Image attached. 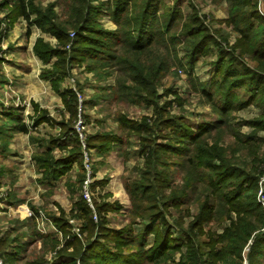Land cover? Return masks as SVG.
I'll return each mask as SVG.
<instances>
[{
    "label": "trees",
    "instance_id": "1",
    "mask_svg": "<svg viewBox=\"0 0 264 264\" xmlns=\"http://www.w3.org/2000/svg\"><path fill=\"white\" fill-rule=\"evenodd\" d=\"M64 1L69 6V14L65 21H60L58 17V22L54 21L53 3L35 5L31 0H15L11 6L10 16L11 21L18 16L30 21L61 44L70 42L72 60L64 58L62 49L54 47L42 37H37L32 45V52L43 64L39 77L47 80L52 89L61 95L68 118L57 121L60 127L57 137L48 136V139H42L37 135L36 137L30 136V140L36 141L37 147L44 146L43 149H37L31 156L36 170L41 173L40 181L45 180L48 183L56 181L71 170L73 164L77 166L74 179L67 185L70 196H75L76 199L71 203L67 213L59 205V213L47 211L43 214L52 228L50 231L35 229L36 221L42 217L39 215V207L32 205L31 215L20 222L22 226L30 229L28 234L30 239L22 241L18 238L20 233L14 235L17 239L8 236L1 237L0 245L4 244L5 247L11 240L17 242L13 251H6L4 247L1 249V252L5 254L3 260L11 262L13 259H18L17 255L20 254V250L24 251L26 245L35 239L40 244L39 252L41 251L42 254L50 252L54 256L50 261L41 258L26 264H120V262L124 264L132 259H128L121 248L129 246L128 244H145L151 236L152 244L138 264L146 262L165 264L172 261L175 252L180 253L178 264H215L216 261L222 264H242L241 251L247 247L249 241L252 243L248 244L246 264H264V208L257 200V192L260 188L258 182L264 175V160L261 162L257 155L253 160L241 158L235 162L224 153V149L218 142L211 140L212 130L216 128L217 122L197 127L182 114L167 113L166 103H161L163 106L159 105V94L154 84L161 72L160 58L155 59L156 66L146 69L134 65L123 56L120 57V63L124 65H114L116 62L112 59L117 58L118 55L111 53V45L114 42L120 43L117 30L106 31L101 26L98 17L110 14L109 17L115 18L116 25L119 26L118 31L121 30L123 33L121 37L131 47L130 49L146 51L149 48L147 42L154 37L153 32L147 33L146 24L149 17L158 10L159 2H154V4L151 0H145L144 7H139L141 11L136 16L140 26L135 31L132 29L131 33L126 34L122 28L131 27V25L127 23L128 20L126 23L121 20L129 6L128 0ZM225 1L228 4L230 17L237 18L241 13L250 15L256 13L259 17L256 10L257 0ZM0 4L6 5L7 1L4 0ZM78 5L80 7L77 9ZM134 7L138 6L134 4ZM252 26L253 23L249 22L248 29L241 37L246 45L245 50H249L250 59L254 61V67H250L242 56L235 54L234 48L224 52L222 47H219L217 64L222 65L213 70L218 78L205 82L201 86V92L206 97L207 103H212V108H214V102L216 103L213 97L215 88L224 90L219 93V96L231 103L235 97L230 84L235 82L236 86H247L244 77H240L243 79H232V70L233 72L239 68L248 70L247 78L252 79L256 84L250 90L251 103L260 104L261 107L260 113L249 120L250 126L256 132L264 130V35L261 27L253 28ZM71 30L74 31V36L68 37V32ZM203 31L205 29L198 24L195 18L189 26L185 27L184 32L191 40H194L188 55L200 50L207 40H211L201 34ZM26 33L29 35V26L26 28ZM115 50L117 49H113V52ZM82 59L96 62L90 67L91 69H95L96 64L105 62V60H112L109 61L111 65L107 67L115 66L116 71L121 72L120 74L125 77H127V70L134 69L133 77H128L127 80L134 84L143 103L155 106L154 121L149 123L145 116L133 120L125 114H120L115 121L123 131L126 130L124 137L119 132L106 130L86 133L83 147L73 127L78 117L76 93L69 87H60V83L69 72V65L75 64L68 62ZM195 59L196 57L192 55L188 63L192 65ZM162 61L164 62V59ZM87 66L89 69V65ZM108 73L107 71L106 75ZM121 87L125 90L129 89L124 81ZM224 87L226 89H223ZM95 98L81 103V106H92ZM220 106L218 109L222 110L227 107L225 103H221ZM80 113L82 115V112ZM41 114L34 120V125L49 121L45 113ZM13 127L27 132L24 123ZM142 134L150 137H144ZM155 134L157 137L154 136ZM130 136L137 139L136 152L142 162L133 167L137 172L136 178L130 179L126 174H122L121 178L131 204L127 213L131 224L139 230L138 236H124L121 232L106 227L105 217L109 213L120 212L122 207L117 199H110L112 195L109 192L99 191L96 195L94 194L96 185L103 186L107 178L95 180L89 184L91 206L82 194L83 181L86 177L83 151L85 150L89 155L90 150H93L96 155L104 157L112 150L118 156H124L123 160L126 161L132 146ZM209 138L210 144L208 143ZM237 141L242 148L250 146L246 136L239 135ZM54 147L67 148V153L55 155ZM171 157H176L177 160ZM90 169V175L94 174L95 165L91 163ZM51 192L52 190L49 189L45 194H51ZM193 200L197 204V212L192 216L189 227L184 228L181 219L177 215L174 216L170 208L180 212L182 205ZM167 216L174 218L184 240L179 241L180 239L174 238L173 222L170 223ZM70 217L79 220V226L75 227L70 222ZM209 221L217 223L221 231L209 232L210 240L201 242L195 230H199L200 234L206 236V230H201V226ZM15 222L18 223L19 219H15ZM137 230L132 228V232ZM102 251H110L111 255L114 254L118 258L105 255L101 253Z\"/></svg>",
    "mask_w": 264,
    "mask_h": 264
},
{
    "label": "rangeland",
    "instance_id": "2",
    "mask_svg": "<svg viewBox=\"0 0 264 264\" xmlns=\"http://www.w3.org/2000/svg\"><path fill=\"white\" fill-rule=\"evenodd\" d=\"M2 1L4 0H0V3ZM6 1V5L0 4V20L6 23V27H4L0 22V34L3 33L2 29L5 31L7 28L4 34L5 38L10 33H13L12 28L14 21H11L10 13L12 7L10 5H13L15 0ZM31 1H33L35 5H46L47 3H53V9L55 11V16L53 19L55 22H58L57 17L60 21H65L69 14L68 3L64 0ZM151 2H159V8L151 17H149V20L146 24L145 29L147 33L153 32L154 35V40L150 39V42H147L149 48L146 49V51L130 49L131 47H129L124 41L123 37H121L123 33H121L120 29L118 31L119 26L116 25L115 18L113 19L112 17H109L111 16L109 14L110 12H108L109 15L98 17L101 26L106 29V31L117 30V36L120 39L119 44L114 42L111 45V53L118 55L117 58L112 59L116 62L114 65L123 66L124 63H120V57L123 56L127 59V61L132 62L134 65H139V67L146 69L156 66L155 59L160 58L161 63L159 64L161 66V72L154 83L156 92L159 94V105L163 106L161 103H166L167 113H170V115L182 114L189 122L196 125L197 127L217 122L218 124L216 128L212 130L213 133L211 140L218 142L219 145L224 149V153L229 158L236 162L241 158L253 160L258 155L262 162L264 160V130H258L255 132L250 126L249 121L250 119L255 118V116H257L261 111V107L259 106L260 104H255L254 102L251 103L250 90L251 87L256 84L252 79L247 78L249 71L240 68L235 72L232 70V79H243L240 77H244L247 86H236L235 82L230 84V86L233 88L235 97V100L231 103L219 96V93L224 90H217L215 88L213 97L216 100V103L214 102V108H212V103H207L206 97L201 92V86L205 82H209L210 79L218 78L216 76V72H213V70L216 67L219 68L222 65L217 64L219 47H222L221 49L224 52L228 51L230 48H234L235 54L242 56L250 67H254V61L252 62L250 59L249 50H245L246 45L244 43L243 37L241 36H243V33L248 29L249 22L253 23V28L261 27L264 35V17L260 18L261 15L258 13L257 14L259 17L256 15V13L252 15L249 13H241L237 18L230 17L228 14V4L225 0H151ZM128 4L129 6L125 11L123 19L121 20L123 23H126L128 20L127 23L131 25V27L122 28L126 34L131 33L132 29L135 31L140 26L136 20V16L141 11L139 7H144L145 0H128ZM134 4H136L138 7H134ZM79 7L80 5L77 6V9ZM194 18L197 19L198 24L202 25V27L205 29V31H203L201 34H204L211 40H207L200 47V50H197L194 53L192 52L190 55H188L191 44L194 40H191V38L188 37L184 31L185 27L189 26V24L192 23V19ZM9 21H11V23ZM28 26L30 28V33L33 30V33L30 35L26 33V28ZM18 30L19 35H17V40L21 38L26 44H29L30 37L33 38L40 36V32L46 34L45 31H41L40 29L38 30L33 27L31 22L22 24L20 27H18ZM73 32L74 31L72 30L69 31L68 37H73ZM126 34H124V36H126ZM4 39L0 41L1 69L2 64H6L3 62L6 61V55L4 53L9 50L8 46L2 50ZM133 40H135V38H133ZM50 44L54 47L62 49L64 51V58L72 60L70 58L72 53L70 50V42L67 44H61L55 39L51 40ZM113 49L117 50L113 52ZM192 55H194L196 59L193 64L190 65L188 62L190 61V57H192ZM78 57H80V55H78ZM1 59L4 60L2 61ZM162 59H164V62ZM55 60L56 56L54 58V61ZM112 60H105V62L96 64L95 69L90 68L92 65H94V63H96L95 61L82 59L79 61L68 62L75 64L69 65V72L66 78L60 83L61 88L69 87L76 93L78 101V113L79 109L80 112H82L81 118L83 122L82 130L84 137L87 131L102 130L109 132H119L120 135L124 137V132L126 130L123 131V129H121V127L118 125V122L115 121V118L120 114H125L126 117L133 120H138L141 116H145L149 123H152L156 118V113L154 112L155 106L152 104L147 105L143 103L140 95L135 90L136 87L134 84L127 80L129 79L128 77H133L135 70H127V77H125L120 74L121 72L118 73L116 71V68H114L115 66L112 68L107 67L111 65V62L109 61ZM87 65H89V69ZM29 68H31V66H29ZM107 71L109 73L106 75ZM221 71L223 73V70ZM7 78L9 80L8 83H0V106L2 112H4V110L10 111L16 101V94L14 93V80L12 76H7ZM35 81L37 80L35 79ZM122 81H124V84L128 86L129 89L125 90L121 87ZM38 83L40 82L38 81ZM223 89L226 88L224 87ZM121 92H123V94H120ZM256 93L258 94L259 92ZM94 97H96V100L92 106H81V103ZM79 99L81 102H79ZM3 103H6L7 106H4ZM221 103H225L227 105L225 110L218 109L221 107ZM11 111L12 112H10L8 115L9 118L3 113L0 115V123L7 120L10 121L14 117L20 115L19 108L11 109ZM83 115L84 117H82ZM75 124L76 122L74 121L73 126H75ZM38 128L40 129V132L43 134V136L55 135L57 133L53 126L50 127L49 125L41 124V126H38ZM2 131L3 126L0 127V134ZM254 132L255 134H253ZM142 135L144 137H150L146 134ZM239 135L246 136V138L249 139L250 146L247 148H242L237 141ZM154 136L157 137V134ZM3 140L4 138L0 137L1 147L3 146ZM18 143H23L24 151L21 149V152L16 155L15 160L20 162L21 159V161L28 162L26 155H29L31 149H33L32 143H28L27 141L23 140H19ZM130 143L132 146L130 149L131 152L128 154V160L124 161V156H118L113 151L111 154L113 159H109L108 161L106 160L100 164L99 162L97 163V173L90 175V181L93 182L97 179H100L101 177H108L106 184L103 186L96 185L94 194L96 195L99 193V191L101 193L109 191L121 203L122 207L120 212L109 213L107 217H105L107 221L106 227L110 230H117L124 236H138L139 230H137V228L131 224L130 217L127 213L131 204L128 200V195L124 189L123 180L121 178L123 177L122 174H126V176L128 175V178L130 179L136 178L137 172L133 169V167L135 164H140L142 162L141 157L136 152L138 145L137 139L133 136H130ZM208 143L210 144V138ZM82 146L84 147L83 142ZM66 151H63L58 155L66 154ZM171 159L175 161L177 160L176 157H171ZM93 161L97 160H94L93 157ZM33 165H35L34 162ZM74 166L77 168L75 164L72 165V168ZM172 171L173 170H171V172ZM26 172L32 173L30 169ZM76 173V169L69 170L66 172L65 177L61 178L60 181H57L56 183L53 181V184L56 185L57 188L50 187L53 189V192L50 194L51 197L42 196L43 191L40 190L42 186L36 190L37 186H35L33 183L32 176L30 174H27L28 178L26 182L24 180V183L26 185H28V182L33 183L34 188H26L22 183L21 185H23V187L22 192L20 193L13 191L12 187L14 183L12 181H8L9 179L6 177L8 180L5 183L4 181L0 183V187L4 188L3 191L4 194H6V200L0 204V207L6 206V210L1 209L0 211V238L8 236L9 238L13 239L15 238V234L20 233L21 235L18 238H20L22 241L30 239V236L28 235L30 229L27 226H22L20 222H22L23 218L28 216V214H26L27 210L32 212V205L39 207V215L42 217V219H38L36 221L35 229L37 231L52 230L43 214L47 211L59 213V202L64 207L65 212H68L72 202L66 193L68 191H66V188L68 187V182L74 179ZM263 181L264 175H262V178L258 182L260 188L257 192V200L264 208ZM39 184L40 183H38V185ZM12 192L14 193L12 194ZM33 194L38 195L36 196V199L30 198V196ZM22 197L26 200H20ZM15 198L19 200H15V202L11 203L12 205L11 207L9 206L8 209L7 201L10 199L14 200ZM44 201H46V203ZM197 208V204L193 200L185 205H182L180 212L179 210L175 211L173 208H170V211L174 216L177 215L181 219L184 228H188L189 223L193 219L192 216L197 212ZM168 216V221L175 224L174 225L172 223L174 238L177 240L180 239L179 241L184 240V236L181 233L178 225L174 222V218L172 216ZM15 219H19V222H15ZM69 220L73 223V225H75V227L79 226V220L71 217ZM218 227L219 225L217 223L211 221L203 224L201 226V230H206V236L200 234L199 230H195V228L193 230L197 232L196 236H198V239H200L201 242H204L210 240L209 232L213 231L215 233L216 231H221V229ZM132 228L137 231L132 232ZM13 229L16 231H12ZM141 241L145 242L144 240ZM152 241L153 240L150 236L145 244H128L129 246H123L121 250L125 252L128 259H132L129 262H124V264H138L139 261L142 260L141 257L149 250ZM249 243L251 244L252 241H249ZM16 244L17 242L15 240H11L6 247L4 244L0 245V264H26L27 262L36 261L41 258H44L46 261H50L54 256V254L50 252H43V254L41 251L39 252L40 244L34 239V241L31 240L30 243L26 245L24 251L20 250V254L17 255L18 259H13L11 262H6L3 260L5 254L1 252V249L4 247L6 251H11L15 248ZM248 244L247 247L241 251L242 264L247 263L246 253L248 251ZM109 252L110 251H102L101 253L115 257V259L118 258L114 254L111 255ZM179 257L180 253L175 252L172 256V261L166 262L165 264H178ZM143 261L146 262L145 260ZM143 264H148V262ZM215 264L222 263L220 261H216Z\"/></svg>",
    "mask_w": 264,
    "mask_h": 264
},
{
    "label": "crops",
    "instance_id": "3",
    "mask_svg": "<svg viewBox=\"0 0 264 264\" xmlns=\"http://www.w3.org/2000/svg\"><path fill=\"white\" fill-rule=\"evenodd\" d=\"M13 21H14L12 28L13 33L7 35L6 38L4 36L5 33H2V36H0L1 37L0 41H2L5 38L4 44H2V46L3 47L8 46L9 48V50L6 51V53H4L6 55L5 58L7 57L8 59H5L6 61H3L4 59L3 60L1 59L6 64H2V69L0 67V83H8L9 80L7 76H12L15 86L14 93L20 99H25L27 101V104L22 106H13L11 109H17V108L20 109V115L14 117L10 121L7 120L5 122L0 123V127L3 126V131L1 132L0 137L4 138L3 146L2 147L0 146V183L3 181L5 183L9 179L8 181H12L14 183L12 187L13 191L19 193L22 192V187H23V185H21L22 183L25 185L24 187L26 188L28 187L34 188V184H35V186H37L36 190H38L39 187L41 188L42 186L40 190L43 191L42 193L43 197L45 196L51 197L50 193L49 194H45V193L49 189L52 190L53 192V189H51L50 187L57 188V186L53 184V181L49 183L45 180L40 181L41 173L36 170L35 165H33V160L31 159V155L37 149H43L44 146L37 147L38 146L37 142L31 141L30 136L36 137L38 135L42 139H48V136H43V134L40 132V129L38 128V126H41V124H43V125H49L50 127L53 126L54 130L57 131V133L55 135H50V136L57 137L60 130V127L57 125V121H60L61 119L66 120L68 118V112L64 108L61 95H59L58 92L52 89L50 83L47 80H44L39 77V73L43 67V64L32 52V45L37 37H42L44 40L48 41L49 43H51V40H55V39L53 36H50L48 34H43L42 32H40V36L33 38L30 37L29 44L28 43L26 44L25 42H23L21 38L17 40L18 38L17 35H19L18 27L30 21H26L25 19L19 16ZM32 26L39 30V28H37L34 24H32ZM31 33H33V30L31 31ZM31 33L29 28V35ZM28 65L31 66V68H29ZM35 79L37 81H35ZM38 81L40 83H38ZM11 109L10 111L4 110V112H2L0 106V112H1L0 115H2L3 113L8 117L10 112H12ZM41 113H45V115L48 117L50 122L43 121V122H39L37 125H34L33 123L34 120L40 115H42ZM19 123H24V125H26L27 132L19 131L13 127ZM94 132L96 131H89V132L87 131L86 133H94ZM19 140L27 141L28 143L31 142L33 145V149H31L29 155H26V159H28V162L21 161V159L20 162L18 160H15L16 155L21 152V149L22 151H24L23 143H18ZM66 149L65 148L59 149L54 147L53 153L55 155H58L61 154V152L66 151ZM112 153L113 151L111 150L108 154H105V156L102 157L100 155H96L93 152V150H90V154L88 155L89 164H90L89 166H91V163L95 165V171L93 172L94 174L97 173V167H96L97 163L99 162L100 164L106 160L108 161L109 159H113V157L111 156ZM114 153L116 152L114 151ZM93 157L94 160L97 161H93ZM29 169L33 174L26 172ZM75 169L77 170V168L74 166L71 170H75ZM27 174H30L32 176V181L34 184L28 182V185H26L24 183V180L25 182L27 181L28 178ZM64 177L65 175L64 176L62 175L58 180L54 181V183L60 181L61 178ZM105 178H107L108 180V177ZM100 179H102V177ZM38 183L40 184L38 185ZM14 192H12V194ZM105 192H109V191H105ZM66 193L68 197H70L71 202L75 201L76 199L75 196H70L68 191ZM109 193L112 195L110 199H116L111 192ZM36 196L38 195L33 194L32 196H30V198L36 199ZM17 198H15L14 200L10 199L9 201H7L8 209L9 206L11 207L12 205L11 203L15 202ZM20 200L25 201L26 199L22 197L20 198ZM44 202L46 203V201ZM59 205L64 209V207L61 205L60 202ZM1 209L6 210V206L0 207V211ZM27 213L28 210L26 214Z\"/></svg>",
    "mask_w": 264,
    "mask_h": 264
},
{
    "label": "built area",
    "instance_id": "4",
    "mask_svg": "<svg viewBox=\"0 0 264 264\" xmlns=\"http://www.w3.org/2000/svg\"><path fill=\"white\" fill-rule=\"evenodd\" d=\"M256 10H257V13L259 15H261V17H264V0H257ZM1 24L4 27H6V23L4 21H1ZM6 29H5V31H6ZM5 31L3 29V33H5ZM4 49H5V47H2V50H4ZM5 59H8V58L6 57ZM79 102H81L80 99H79ZM26 104H27V101L25 99H20L19 97L16 96V101L14 103V106H22V105H26ZM3 105L4 106H7L6 103H3ZM76 120H77V121H75L76 124L73 127L76 129L80 140L83 142V140H84V133H83V130H82V128H83V122H82V118H81V115H80V109H79L78 117H77ZM83 158H84V165H85V170H86V178H85L84 183H83L84 186H83V189H82V194H83V197L85 198V200L91 206V198H90L91 192L88 189V185L91 182L90 181L91 169H90V166H89L90 165L89 164V157H88V154H87L86 151H83ZM3 190H4V188L0 187V204H1V202H4L6 200V194H4V191ZM27 214L30 215L31 212L28 211ZM95 218L96 217L94 215V219Z\"/></svg>",
    "mask_w": 264,
    "mask_h": 264
}]
</instances>
